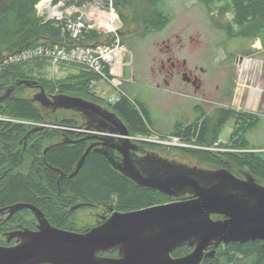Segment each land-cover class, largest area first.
I'll list each match as a JSON object with an SVG mask.
<instances>
[{"label":"trees","instance_id":"16d2710c","mask_svg":"<svg viewBox=\"0 0 264 264\" xmlns=\"http://www.w3.org/2000/svg\"><path fill=\"white\" fill-rule=\"evenodd\" d=\"M41 0H0V59L16 54L21 50L38 45H64L66 38L55 20L45 21L38 15L37 4ZM60 0H54V3ZM106 5L110 2L119 14L125 27L135 25L143 27L138 34L145 36L152 32L163 30L171 21L172 16L163 9V0H103ZM210 10H221L222 15H229L230 19L221 27L230 36H240L251 40L260 39L264 45V0H201ZM82 3L81 1L76 4ZM119 37L114 34H106L98 30L90 29L86 32L81 44L109 43ZM120 38V37H119ZM121 42L125 44L124 38ZM50 67L47 60H31L10 64L0 70V75L14 81L18 79H35L46 93L57 96L69 94L76 97L106 103L118 113L121 119L128 124L132 135H146L151 130H156L146 105L129 94L122 93L114 102H110L91 90L90 83L99 76L83 67H74L76 70L63 77H50L47 75ZM7 107L9 112L18 113L16 116L39 119V106L30 99H10ZM15 115V114H13ZM198 119L202 118L201 114ZM229 114V119H231ZM260 121V117L251 122H245L238 130L245 134L244 142L227 151H215L206 147L181 148L190 153L195 159L207 163L215 168L224 167L228 170L242 167L249 171L257 180L264 183V150H254L246 138L248 130H253ZM69 125H77L76 117L70 115L67 119ZM205 121L201 131L197 133L193 124L186 121L177 122L172 134L186 141H192L197 137L198 145L212 146L218 140V134L210 140L206 139ZM237 130V132H238ZM75 137L69 135V140ZM76 141L73 146H58L52 150L51 162L62 167L69 175L67 187L73 191L68 195L69 220L64 228H74L72 212L70 209L78 202V197L90 201H110L116 204L118 210L128 212L146 208L156 204L167 203L173 197L161 193L152 188L142 187L132 182L128 177L112 168L108 160L92 151L79 171L70 177L77 167L86 148ZM148 146H160L142 142ZM229 148L227 145H224ZM237 149V150H234ZM55 176V172H53ZM52 178L54 188L56 180ZM32 185L21 177H15L4 185L0 194L2 203L14 201L36 202V197L31 193ZM59 195L51 198L43 197L41 206L52 211V214L60 213L58 207L61 203ZM182 199H184L182 197ZM58 200V201H57ZM38 202V201H37ZM38 202V203H39ZM222 249L214 258L203 260L202 264H264V244L262 241L248 243H230L221 245ZM192 249L187 246L177 248L172 255L181 257Z\"/></svg>","mask_w":264,"mask_h":264},{"label":"flooded vegetation","instance_id":"af4514ba","mask_svg":"<svg viewBox=\"0 0 264 264\" xmlns=\"http://www.w3.org/2000/svg\"><path fill=\"white\" fill-rule=\"evenodd\" d=\"M162 44L164 46L160 47V56L155 58V63L149 67L151 72L150 76L152 80L154 79L153 82L158 87L164 88L185 86L190 88L194 96L198 97L202 95V97H205L204 99H206L208 95V102H211L208 109L207 107L202 108L200 106L204 111L201 109L198 115L201 114L202 118L198 119L197 116L190 122L191 125L193 124L194 129L197 130L196 134L201 131V126L205 121L207 140L212 139L214 135L219 132L216 144L223 148H219L217 151H227L228 149H233L241 145L244 142L245 134L242 130L239 131L238 128L245 125V122H251L258 119V117L261 119L260 114L256 111H247L230 107L217 97H214L215 99L212 101L210 88L213 84L215 86L216 83L210 77V69L208 68L207 80V76L205 77L204 74H202H207V71L198 63L192 64L189 60V56L196 52V50H191L193 47L186 49V46L180 41L178 35L168 37L166 40H163ZM184 49H186L185 52ZM241 58L243 57L241 56ZM21 89H25L26 93L21 95ZM42 90L44 89L40 87V83L35 79L16 78L11 82L0 75V194L4 189V185L18 176L36 186H32L30 190L36 197V202L19 200L2 203L0 200L1 246L8 247L20 243L22 238L18 235L19 233L27 230L37 232L40 230L45 220L56 228L71 232L85 233L106 222L114 213L124 212L118 210L116 204L110 201L98 200L94 202L83 200L81 197H78V202L70 209L73 213L71 220L74 228H64L69 220L68 195L73 191L69 190L67 187L66 182L69 177L68 173L62 167L52 164V150L58 146H73L76 144V141L80 140L79 143L82 145V148L87 149L90 145H93L90 152L94 151L104 156L113 169L123 174L112 164L110 158L115 160L117 164H122L124 160L122 144L125 138H121L120 134L112 130V128L116 127V124L111 121L112 117L110 115L96 113L91 110L85 113L82 110H69L66 108H55L54 106L42 105V103L37 100V96ZM218 90H220L219 85H216V93ZM46 95L50 100H56V94L46 93ZM12 98H27L35 102L39 106V119L23 118L16 116L18 114L16 111L15 113L9 112L10 110L7 104ZM86 100L95 102L89 99ZM95 103L103 106L105 110L114 112L118 115V113L106 103ZM69 114L77 118V125H69L67 122L70 116ZM229 114H231V119H229ZM125 125L130 131V136L133 137L131 141L133 146L128 150V154L136 168H138L142 174L147 175L150 171L160 169L162 170L161 175L165 176L171 172V167H179V165H181L163 158L161 153L156 150L155 147L157 146L153 145L151 147L145 145L142 142L147 141L136 138L135 135H132L128 124L125 123ZM226 129L229 130L230 135L224 140L221 136ZM250 131L251 130H248L246 134L247 139ZM69 135L75 138L69 140ZM192 139L193 140L189 141V143H195L194 147H206L196 143L198 140L197 137H193ZM147 143L156 144L155 142ZM224 145H227L229 148H226ZM187 169H189L190 172H194V174L208 176L209 172L227 168L220 167L219 169L215 168L209 171H202L197 168ZM52 171L55 172V176ZM230 171L241 178H246L247 176L254 177L249 171L242 167H236V169ZM53 176L56 180V188H54V183L51 181ZM129 179L139 185L131 178ZM204 183H208V178L206 180L204 179ZM54 194L59 195L61 203L58 206L60 208V213L56 212L52 214V211L41 206L39 200H42L43 197L51 198ZM182 197L184 199H182ZM190 198H194L193 192H187L178 197H173L171 201ZM17 204H28L31 205L32 208H23L11 213L12 207ZM75 206L78 207L73 209ZM79 213L82 214V219L80 215H77ZM84 217H86L87 220H84ZM214 218L219 219L223 218V216L214 215ZM257 241H262L264 244L263 240ZM221 245L226 244H220V246ZM220 246L218 247L217 253L222 250ZM187 247L192 250L194 249L191 246ZM212 249H214V247L210 246L207 251ZM98 256L118 258L120 255L119 251L110 250L99 252Z\"/></svg>","mask_w":264,"mask_h":264},{"label":"water","instance_id":"95a60500","mask_svg":"<svg viewBox=\"0 0 264 264\" xmlns=\"http://www.w3.org/2000/svg\"><path fill=\"white\" fill-rule=\"evenodd\" d=\"M49 99L45 91L37 96L44 106L82 110L110 115L116 124L112 130L125 138L124 160L112 164L142 187L156 189L171 197L193 192L194 198L116 212L106 222L85 233L66 231L44 221L40 230L23 231L14 246L0 245V264H201L214 258L220 244L264 241V185L254 177H238L227 169L201 176L182 165L147 175L136 168L128 150L132 148L130 131L123 120L103 106L72 95ZM90 145L78 162L74 176L92 150ZM208 178V183L204 179ZM78 206L73 207V209ZM28 204H17L11 213ZM214 215L223 218L215 219ZM184 245L194 249L181 257L172 253ZM213 246L214 249L207 251ZM119 251L118 258L98 256L99 252Z\"/></svg>","mask_w":264,"mask_h":264},{"label":"rangeland","instance_id":"374dc122","mask_svg":"<svg viewBox=\"0 0 264 264\" xmlns=\"http://www.w3.org/2000/svg\"><path fill=\"white\" fill-rule=\"evenodd\" d=\"M79 1L82 3L76 4ZM40 2L37 6L41 4ZM100 4L103 5L105 12L114 11L115 26L120 38H124L125 44H122L127 49L123 55V77H116L121 83L119 86L103 83V89L117 95L126 93L143 101L156 129L146 135H135L136 138L156 140L161 137L164 141L174 143L172 138L175 136L172 132L175 124L182 121L190 123L198 116L202 108L208 109L211 104L208 102V95L206 99L202 95L196 97L191 93L190 88L185 86L158 87L150 76L149 67L155 63L154 59L160 56V47L164 46L163 40L178 35L186 49L193 47L191 50H196L189 56L190 62L198 63L207 71V74L202 73L205 77L207 76V80L209 68L211 79L219 85L220 90L217 93L216 85L213 84L210 88L212 101L217 97L230 107L256 111L260 114L259 124L249 132L248 139L254 150H264V45L262 40L259 38L251 40L240 36L230 37L221 27L230 19V16L222 15L219 8L210 11L201 0H163L162 9L172 16V21L163 30L154 31L145 36L138 34L143 29L141 26L125 27L115 8L112 7L114 8L112 10L110 4L106 5L103 0H60L54 3L60 11L57 12L54 9L52 14L59 15L62 12L64 17H68V10L71 9L73 16H78L82 12L93 15L94 9ZM45 17L49 15L46 14ZM105 27L107 28L106 25ZM246 60L250 61V65L246 72L247 78L244 80L242 66ZM75 70L71 66H61L58 70L49 67L47 75L60 78ZM25 93V89H21L20 94ZM229 135L230 132L226 129L221 137L226 140ZM180 143V145L159 143L160 146L155 148L163 158L181 164L184 168H197L202 171L215 169L214 166L198 161L190 153L181 149L194 148L195 143H189L184 139L180 140ZM208 148L217 151L223 147L213 144L211 147L206 146L205 149L208 150ZM80 213L77 215H80L82 219ZM84 220L87 218L84 217Z\"/></svg>","mask_w":264,"mask_h":264},{"label":"built area","instance_id":"2783aa9c","mask_svg":"<svg viewBox=\"0 0 264 264\" xmlns=\"http://www.w3.org/2000/svg\"><path fill=\"white\" fill-rule=\"evenodd\" d=\"M48 3V6L43 3ZM37 6L38 12L45 20L54 19L60 26L63 36L66 38L64 45L53 47V45H38L36 47L27 48L12 55L5 56L0 59V70L5 65L17 62H26L43 57L48 61L53 70L60 69L61 66H78L88 69L100 75L98 81H93L91 86L93 91L98 95L108 98L110 101L118 99L115 93H108L103 89L102 84L108 83L112 86H119L121 83L116 77H123L124 63L123 54L126 51L125 46L121 43V38H112L109 43H93L81 44L79 41L84 39L85 34L90 29L98 30L106 34H119L115 26V13H107L103 9V5H98L93 11V15L81 13L77 17H73V11L68 10V17H64L62 12L59 15L52 16V11H58V6L54 5L53 0H42ZM110 7L114 10L113 3ZM46 14L49 17H45ZM117 17V15H116ZM107 26V28L105 27ZM109 95V97L107 96ZM174 143H179L178 139L172 138ZM155 141L167 143L161 137ZM159 144V143H158Z\"/></svg>","mask_w":264,"mask_h":264},{"label":"bare ground","instance_id":"6f19581e","mask_svg":"<svg viewBox=\"0 0 264 264\" xmlns=\"http://www.w3.org/2000/svg\"><path fill=\"white\" fill-rule=\"evenodd\" d=\"M45 6L47 5L48 6V3H43ZM54 15H57V14H52V16H54ZM116 35H118L119 37H120V35L119 34H116ZM56 46H58V45H55V46H53V47H56ZM38 60H45V58H43V57H38L37 58ZM17 63H20V62H17ZM10 64H16V63H10ZM10 64H8V65H10ZM252 64V63H251ZM249 65H250V61L249 60H246V61H244V63H243V66H242V72H243V74H242V76H243V79L245 80L246 78H247V74H246V72H247V70H248V67H249ZM7 65H5L4 67H6ZM73 66V65H72ZM95 74H97V73H95ZM98 76H99V78L98 79H93L92 81H91V83H90V88H91V90L93 91V88H92V86H91V84H92V82L93 81H98L99 79H100V75L99 74H97ZM245 85V84H244ZM95 92V91H94ZM96 93V92H95ZM122 94V93H121ZM100 96V95H99ZM120 95H118V97H119ZM101 97H103V96H101ZM104 99H106V100H108V101H110L108 98H105V97H103ZM115 101V100H114ZM114 101H110V102H114ZM154 133V132H153ZM176 138L178 139V142L179 143H170V142H167L168 144H176V145H180L181 143H180V140H183V139H181V138H179L178 136H176ZM143 141H147V142H155V143H160V142H157V141H155V140H144V139H142ZM161 144H164V143H161ZM87 150V149H86ZM86 152V151H85ZM84 155V154H83ZM89 155V154H88ZM88 157V156H87ZM81 159V158H80ZM80 161V160H79ZM85 163V162H84ZM78 165V164H77ZM76 169H77V167H76ZM217 171V170H216ZM75 172V171H74ZM73 172V173H74ZM213 172H215V171H213ZM70 176H71V174H70ZM256 180V179H255Z\"/></svg>","mask_w":264,"mask_h":264}]
</instances>
